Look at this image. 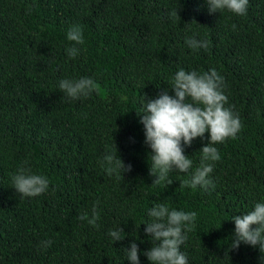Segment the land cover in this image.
Masks as SVG:
<instances>
[{"label": "trees", "instance_id": "16d2710c", "mask_svg": "<svg viewBox=\"0 0 264 264\" xmlns=\"http://www.w3.org/2000/svg\"><path fill=\"white\" fill-rule=\"evenodd\" d=\"M73 25L83 44L67 40ZM190 37L207 47L189 48ZM180 69H215L225 107L242 123L235 138L215 145L221 159L207 189L184 181L200 166L208 133L182 142L188 173H171L167 187L152 184L137 112L144 93L174 96ZM83 77L95 90L65 97L59 81ZM115 145L133 166L123 177L102 166ZM22 166L49 180L45 193H16L11 177ZM160 203L197 214L180 249L188 264H264L258 245L227 251L230 219L264 203V0H249L243 16L210 14L206 0H0V264H131L123 249L133 241L140 264H150L143 253L155 242L143 223ZM94 205L96 226L79 219L91 218ZM119 225L125 238L113 243L109 232Z\"/></svg>", "mask_w": 264, "mask_h": 264}, {"label": "clouds", "instance_id": "9594fccd", "mask_svg": "<svg viewBox=\"0 0 264 264\" xmlns=\"http://www.w3.org/2000/svg\"><path fill=\"white\" fill-rule=\"evenodd\" d=\"M206 3L210 14L227 9L243 16L249 6V0H206ZM172 15H178L177 9ZM67 40L77 45L83 44L82 28L79 25L71 26L67 31ZM186 44L192 49L207 47L205 41L194 37L187 38ZM67 52L70 57L75 58L79 49L73 46L68 48ZM59 89L65 97L78 100L88 97L95 90V82L89 77L78 80L62 79L59 81ZM223 89L224 78L215 69L203 74L180 69L174 76L171 88L174 96L169 95L167 89L155 99L148 97L146 93L142 95V111L137 112V115L144 126V143L151 149L149 165L150 175L154 177L152 184L160 185L163 182L167 187L173 183L171 173H188L192 168V160L184 154L182 142L185 146H191L194 139L204 138L205 133H208V143L199 151L202 153L201 164L191 174V179L184 183L193 189L197 186L205 189L214 187L211 173L215 162L221 159L215 145L235 138L242 129L239 116L231 108L225 107L228 98ZM105 164L109 174L119 172L122 177L124 173L133 170L130 163L125 164L121 159L116 145L115 155L108 154L103 158L102 166ZM11 179L12 188L21 198L39 196L49 187V180L45 176L31 174V170L23 166ZM148 215L152 220L143 223L144 231L155 243L143 255L150 264H188L187 256L180 249L187 240V231L194 226L197 214L170 210L167 205L160 203L152 207ZM79 219L87 220L90 225L96 226L100 219L97 206H93L91 218L85 212ZM230 220L234 221L235 229L227 251L238 250L243 243L252 247L258 245L260 252L264 254V203H256L254 210L234 215ZM122 233L125 232L120 225L117 229L110 230L109 235L113 243L125 238ZM51 244L50 240L42 242L45 248ZM123 250L131 264H140V249L135 241ZM261 259L264 260V256Z\"/></svg>", "mask_w": 264, "mask_h": 264}]
</instances>
